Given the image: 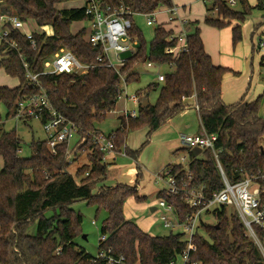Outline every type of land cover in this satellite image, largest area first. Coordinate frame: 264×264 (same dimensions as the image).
Wrapping results in <instances>:
<instances>
[{"label": "trees", "instance_id": "trees-1", "mask_svg": "<svg viewBox=\"0 0 264 264\" xmlns=\"http://www.w3.org/2000/svg\"><path fill=\"white\" fill-rule=\"evenodd\" d=\"M64 1L70 0H0L1 11L11 12L24 21L32 20L39 27H50L52 31L35 32V49L26 36L14 28L9 39L15 40L16 48H10L5 42L0 44V67L19 80V85L13 88L0 86V105L6 106L7 116H14L19 101L39 92L37 86L24 85V64L27 63L33 73L40 74L41 87L53 107L78 127L79 136L76 146L69 150L66 144H60L56 152L51 150L47 139L33 140L30 143L32 154L25 157L19 154L22 138L17 131L0 125V156L4 161L0 170V264H109V257H124V264H166L176 260L187 245L181 233L153 236L126 218L127 199L131 196L139 201L146 198L138 195V182L98 187L107 174L103 163L105 154L92 141V135L100 132L97 123L116 109L123 92L122 78L126 84L141 80L135 70L137 65L173 60L176 66L165 72L164 82H152L136 91L141 99H147L153 90L160 88L155 104H139L136 118L120 117L121 125L113 132L115 151L123 148L127 155L137 157L138 151L127 147L128 133L148 128L151 134L186 109L188 99L194 98L203 128L218 135L217 147L223 148L220 160L225 173L232 181H238L245 174L264 170V116L260 113L264 96L251 101L243 97L233 104L223 101V77L231 70L213 63L205 49L201 29H192L195 23H191L187 52L176 58L165 53L166 47L172 44L168 40L172 30L158 25L148 48L143 31L134 22L130 34L138 37V52L121 70L96 65L83 74H41L45 63L62 49L71 51L84 64H98L97 58L103 53L102 48L89 42L86 28L78 32L71 30L74 21L90 22L91 16L84 7L59 8ZM105 1L113 6L119 3L118 0ZM122 1L140 14L174 4V0ZM208 1L211 2L208 10L213 15H207L204 22L218 29L232 27L234 46L243 39L242 24L247 17L253 10H260L262 21L255 24L251 36L252 55L260 50L259 40L264 36V0H257L255 6L248 0H239L241 10L224 0ZM76 148L80 155H87L88 163L77 166L71 173L69 168L79 154ZM178 151L189 153L194 183L204 185L207 194L212 195L223 187L210 150H204V158L187 148ZM170 166L179 178L187 177L184 165L167 167ZM159 198L174 204L181 220L191 212L182 194L162 191ZM77 201L96 205L98 214L107 212L101 228L106 239L99 240L97 255H91L76 242L82 234L83 219L82 214L72 208ZM51 209L55 213L47 217L45 214ZM213 219L210 223L203 222L202 232L195 237L196 250L191 252L188 264H261L260 252L238 214L222 207L214 211ZM35 222L37 232L30 234L29 228ZM101 253L105 256H99Z\"/></svg>", "mask_w": 264, "mask_h": 264}, {"label": "built area", "instance_id": "built-area-1", "mask_svg": "<svg viewBox=\"0 0 264 264\" xmlns=\"http://www.w3.org/2000/svg\"><path fill=\"white\" fill-rule=\"evenodd\" d=\"M80 1L87 15L91 16V29L89 32V42L93 46L102 48L103 53L98 56V64H84L71 51L62 49L45 63V71L41 74H61V73H87L89 69L96 65L113 68L116 71L121 70L128 63L129 59L137 54L139 41L137 36L130 34L133 27V17L136 15L146 16L147 25L152 26L158 23V14L163 9L168 14L167 22L171 25L166 27L163 23L158 25L165 26L172 30L168 40L172 44L168 45L165 53L173 58L178 57L181 53L188 50V36L191 31V21L183 16L181 7L176 4L163 7L152 13L140 14L128 8L122 0L113 6L105 0H74ZM207 1V0H204ZM231 6L236 4V0L229 2ZM29 21L20 19L11 12L0 10V44L5 42L10 48H16L15 40H10L11 29H17L22 35L30 41L32 47H37L35 31L27 30ZM260 49L264 48V36L259 40ZM114 53L113 60L110 52ZM26 81L24 85L37 86L39 92L29 98L19 101L16 113L13 118L18 120L36 119L43 125L49 147L56 152L57 146L66 144L68 149L72 148V141L78 135V127L68 120L63 114L58 112L52 105L45 89L41 87L39 73H33L28 64L25 63ZM147 67L157 66L158 72L156 78L158 82H164L166 79L165 72L160 71L162 67H168L173 70L176 66L175 61L168 63H155L148 61ZM124 82V78H122ZM122 97V93L119 98ZM137 107L143 99L137 94L129 97ZM198 110V105H197ZM126 118H136L138 110H126ZM113 135H105L101 132L92 135L93 143L105 154V158L116 153ZM186 148L192 150L201 148L202 151L210 150L216 160L217 167L221 173L223 187L209 195L205 191L204 185L194 183V178L190 173L189 162L191 158L181 157V162L187 171V177H181L173 173L171 166L167 167L163 174H157L158 179L166 181V192L169 194H182L186 204L191 209L184 219H180L176 212L174 204L166 199L160 198L155 212L164 228L171 232H177L183 235L186 240V248L180 254L179 258L166 264H188L190 262L191 252L196 250L195 237L201 232L204 215H212L215 210L227 207L233 209L232 212L238 214L247 234L256 244L260 255L261 264H264V170L258 173H248L238 181H232L225 173L223 164L220 160L223 148L217 147L218 135L208 133L204 128L202 132L185 134L182 137ZM20 152V151H19ZM124 155L126 154L123 150ZM72 160V158H71ZM89 173L87 172L86 175ZM80 181V179L78 180ZM106 235H101V240H105ZM60 249L57 250V253ZM99 256H105L101 253ZM108 263L124 264V257L115 259L109 257Z\"/></svg>", "mask_w": 264, "mask_h": 264}, {"label": "rangeland", "instance_id": "rangeland-1", "mask_svg": "<svg viewBox=\"0 0 264 264\" xmlns=\"http://www.w3.org/2000/svg\"><path fill=\"white\" fill-rule=\"evenodd\" d=\"M224 1L230 2L231 0ZM248 3L251 6H255L257 4V0H248ZM174 4L181 7L183 16L187 17L191 21V23H195L194 27L192 25V29H194L195 27H199L201 29V35L204 38V41L206 42L208 48H210L209 43L212 46L216 45V52L221 53L222 55L225 53V47L227 45L231 49H234L237 46L233 45L231 34L229 33L226 35V33L228 32V28L218 29L207 25L204 22L207 15H213V12L211 10H208L211 5L210 1L174 0ZM80 5V1L70 0L60 3L58 6L59 8L64 9ZM233 7L236 10L242 9L239 0H236V4L233 5ZM262 15L263 13L260 10H253L252 13L247 17L246 21L242 24L244 40H246V38L250 40L255 23L257 22V20L262 18ZM167 18L168 14L165 13L163 9L158 14V23L152 26L147 25L146 16L144 15H136L133 17V21L135 22V24H137L144 33L148 48H150L151 43L154 39V31L158 24L163 23L166 27H169L171 25L167 22ZM82 28H86L90 32L91 23L88 21H74L71 25V30L73 32H78ZM26 29L38 33H41L43 30H46L48 33L52 32L50 27H39L32 20L29 21ZM258 51L260 52V55H264V48ZM110 55L112 56L113 60H115L113 51L110 52ZM221 55L218 54L219 59H221ZM249 62H251L250 58ZM255 64L256 69L259 68L262 75L264 67L259 66L258 61L256 60ZM135 70L140 73L141 80L139 82L131 84H126L123 82L122 97L117 101L116 109L112 112H109L106 119L100 123H97L96 125L99 128L100 132L107 136L113 134V132H115L116 129L120 127V117L123 115V113L121 114L123 107L126 106L129 110H138L137 105L129 97L135 95L137 90L145 88L149 83L158 82L156 78V74L159 71L157 66L147 67L146 64H140L135 67ZM160 71L166 72L169 71V69L168 67H162ZM261 77V79L264 80L263 75ZM18 83L19 82L17 78L9 76L5 72L4 68L0 67V86H15ZM159 92L160 88H157L151 92L149 96V101L151 104L156 103ZM0 116L2 119V127L7 130L15 129L22 138L21 150L19 152L20 156L27 157L32 154L30 143L33 140L46 139V134L40 121L36 119L25 121L8 117L6 106L3 104L0 105ZM176 116H178V114ZM199 127V119L196 117L195 122L191 123L189 129L185 126H180L178 127V129L174 126L172 129L170 125L166 123L159 127L156 131H153L151 134H149L148 128L130 131L127 136L126 144L131 151H138V156L136 157L132 155H124V149L122 148L121 152L115 153V158H109L108 160V162L111 164L109 166L117 164L116 166L118 168L115 171L114 169H110L108 167L107 180H105L102 185L105 184L108 186H113L115 182H117V177L114 176L113 171L118 173L122 170L124 171L123 177L124 179H126V181H130L132 179L130 184L138 182V195L145 196L146 198L142 201H139L135 196L129 197L125 204L126 213L130 220L134 221L138 225H141L143 228L148 229V231L155 236H163L171 233L169 229L164 228L159 218V214L155 211L152 212L151 210L152 203L158 204L159 197L157 194L160 188L165 185V182L159 181L160 179H158L156 175L163 174L167 168V164H177L181 162V157L187 156V151H178L181 147H183V145H185L181 140V136H183V133H185V131H188L190 129L197 130L199 129ZM77 139L78 137L76 136L72 143L74 144V142H77ZM198 156L204 158V151L198 154ZM3 167L4 161L0 156V170H2ZM76 168L77 165L71 164L69 170L71 173H74L76 171ZM157 180L159 182H157ZM72 208L83 216L80 226L82 234L77 238V244L80 247L84 248L91 255H97L98 244L102 235L101 228L104 219L107 217V212L101 211L98 214L96 205H89L85 201H77L72 205ZM229 210L232 212L233 209L231 208ZM54 213L55 210L51 209L48 210L45 215L49 217ZM203 219L206 221L209 220L210 222L214 221L212 215H204ZM180 230L181 229H178L177 232H179ZM36 232L37 222H35L29 228L30 234H35ZM84 235L86 237H84Z\"/></svg>", "mask_w": 264, "mask_h": 264}, {"label": "crops", "instance_id": "crops-1", "mask_svg": "<svg viewBox=\"0 0 264 264\" xmlns=\"http://www.w3.org/2000/svg\"><path fill=\"white\" fill-rule=\"evenodd\" d=\"M261 21H262V18L257 20V22L255 24H258ZM226 28H228L227 29L228 32L226 33V35L229 33L231 34V28L232 27H226ZM243 37H244V34H243ZM202 39H203V42L205 45V49H206L207 53L211 56L213 63L216 65H221L223 67L229 68L231 70V72H227L224 75L223 83H222V99L226 104H233V103L239 101L243 97H245L246 100L251 101V100L257 98L258 96H261V95L264 96V80L261 79L262 75L264 77V71H262V75H261V70H259V68L256 69V64H255V60H256V61H258L259 66L264 67V58H263L264 55H262V54L260 55L259 51H256L252 55L251 38H250V40H248V38H246V40H244V38H243L242 41L240 43H238L234 49H231L227 45L225 47V49H226L225 53L222 55H221V53L216 52V50H215L216 45L212 46L209 43V46L211 48L210 49L207 47V44L204 41L203 37H202ZM231 39H232V35H231ZM218 54L221 55V59H219ZM251 55H252V59H251ZM249 58H250L251 62H249ZM0 59H1V56H0ZM18 82H19V80H18ZM18 85H19V83L15 86H8V85H3V86H8L10 88H13V87H16ZM149 96L147 97V104H151L149 101ZM187 103H188V107L186 109H184L180 114H178V116H176L175 118L173 117L172 119H169L167 124L170 125V127L172 129L174 126L177 127V129L180 126H185L186 128L189 129L191 126V123L195 122L196 117H197L199 119V124H200L199 129H197V130L196 129H190L188 131H185V133H183V135L202 132L203 126L201 123L199 112H198L197 108L195 107L194 98H189ZM126 110H129V109L126 106L123 107V110L121 112V114L123 113V115H122L123 117H125L124 113ZM260 113H261V115L264 116V100H263V104L261 106ZM8 117H12V116H8ZM1 123H2V119L0 120V125H1ZM77 137H78V139H77V142H78L79 136L77 135ZM182 137L183 136H181V140H182ZM77 142H74V144L72 143V147L76 146ZM182 142H183V140H182ZM184 148H186L185 145H183V147H181L180 149H184ZM76 151L78 152L77 148H76ZM114 155H115V153L107 156L105 158V160L103 161V163L106 165V174L108 171V167L110 169H114L115 171L118 168L116 166L117 164L109 166L111 164L108 162V160H109V158L110 159L115 158ZM125 155H127V154H125ZM87 163H88L87 155L86 154L80 155V153H79L73 164L79 166V165H84ZM168 165H170V164H167V166ZM115 171H113V173H114V176L117 177V182H115L114 185H116L117 183H128V184L131 183L132 179L130 181H126V179H124V177H123L124 171L123 170L118 172V173H116ZM132 173H133V170H132ZM106 180H107V177H106ZM159 181H164L165 185H163L160 188V190L157 194L158 197H159V193L162 191H165L167 188V184H166L165 180L160 179ZM159 181L157 180V182H159ZM103 182H99L98 187L101 186ZM156 206H157V204L152 203V206H151L152 212H154L156 210ZM125 215H126V218L129 219L128 215L126 213V209H125ZM139 226L145 232L153 235L152 233H150L148 231V229L143 228L141 225H139ZM153 236H155V235H153Z\"/></svg>", "mask_w": 264, "mask_h": 264}, {"label": "water", "instance_id": "water-1", "mask_svg": "<svg viewBox=\"0 0 264 264\" xmlns=\"http://www.w3.org/2000/svg\"><path fill=\"white\" fill-rule=\"evenodd\" d=\"M143 102H144V105H148L147 104V99H144ZM192 152L194 153V155L198 156V154H200L202 152V149L197 147V148L192 149ZM84 237H86V236L84 235ZM233 264H237V263L234 262Z\"/></svg>", "mask_w": 264, "mask_h": 264}]
</instances>
